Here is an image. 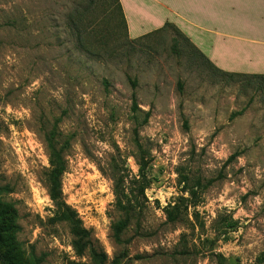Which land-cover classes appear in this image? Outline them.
<instances>
[{
	"label": "rangeland",
	"instance_id": "rangeland-1",
	"mask_svg": "<svg viewBox=\"0 0 264 264\" xmlns=\"http://www.w3.org/2000/svg\"><path fill=\"white\" fill-rule=\"evenodd\" d=\"M111 4L0 0V184L20 253L28 264H101L77 254L56 218L44 139L55 130L69 141L64 199L104 264H264V88L218 73L175 28L132 39L139 32L129 35ZM140 161L147 201L133 184ZM185 178L201 183L196 206ZM118 180L141 212L120 242ZM227 218L236 228L223 234Z\"/></svg>",
	"mask_w": 264,
	"mask_h": 264
},
{
	"label": "crops",
	"instance_id": "crops-1",
	"mask_svg": "<svg viewBox=\"0 0 264 264\" xmlns=\"http://www.w3.org/2000/svg\"><path fill=\"white\" fill-rule=\"evenodd\" d=\"M132 39L174 25L216 68L264 76V0H120Z\"/></svg>",
	"mask_w": 264,
	"mask_h": 264
},
{
	"label": "trees",
	"instance_id": "trees-1",
	"mask_svg": "<svg viewBox=\"0 0 264 264\" xmlns=\"http://www.w3.org/2000/svg\"><path fill=\"white\" fill-rule=\"evenodd\" d=\"M111 3L114 9V13L115 14L118 13L120 17V24L122 28L128 32L127 23L124 17L120 0H111ZM86 11H87L86 8L85 9L83 8V13H85ZM167 27H172L178 30L174 25L168 23L163 28L148 35L159 33ZM178 32L180 31L178 30ZM180 34L182 33L180 32ZM182 36L184 35L182 34ZM184 38L186 41L189 42V40L185 36ZM193 47L196 48L195 46ZM196 50L198 53H200V55L203 58H205L212 66H214L197 48ZM216 71L221 75L230 78L231 80L237 79L242 81H248L247 83L249 84H250L249 82L250 79L256 80L264 88L263 75L228 73L218 68H216ZM133 87L134 88L136 87V81H133ZM132 98L134 101V107H137L135 92L133 93ZM245 110L246 109H243L240 112L234 113L232 115V118L242 115L245 112ZM148 118H149V113H146L143 123H146ZM134 132L135 135L138 136L139 128H135ZM44 139L46 142L47 149L49 151V162H50V168L45 175V184L48 190L49 197L57 209L56 218L58 219V221L65 222L69 225L71 234L73 236V247L78 255H83L85 251L88 250L93 257H96L101 264H104L106 257L104 254L96 252V248L92 240L91 232L87 230L85 227H83V223L81 221L78 212L69 204H67V202L64 199L63 189H62V179L64 174L67 172V167H68L66 154L69 146V141L61 140L60 135L57 134V131L55 130L46 133L44 135ZM136 142L138 144L137 145L138 148H141V145L138 142V140H136ZM139 165H140L139 177L134 179L133 184L139 187V193L142 195L144 200L147 201L146 190L150 188L152 181L151 179H149L146 173L145 166L141 163V161ZM184 180H185L183 181L185 185L184 191L189 192L190 194V198H188L187 201L190 202L192 206H196V203H193V199L197 196L196 187H201V183H198L196 186L189 187V185H187L189 183L188 179L185 178ZM121 182L122 181L119 180L116 181L115 189H114V193L116 196V207L118 208V210H120L123 213L122 214L123 219L113 224L112 226L114 238L116 239L117 242L121 241V235L128 228L130 222L133 219L139 221L141 216V212L138 211V207L133 203L135 200H137V197L135 196V191L131 190L130 196L126 195L121 188ZM7 190L8 189L6 187L0 184V258L6 259V261L9 264H28V261L25 260L23 254L20 253L19 242L16 239V232L18 230V227L15 222L16 209L14 208V205L12 203L7 202L3 199V194ZM123 198L127 199L128 201L124 203ZM164 210L170 222H177L181 217V213L178 211L179 210L178 206L169 205L168 207L164 208ZM234 224L235 223L233 221H230V219L228 218L223 220L222 226L226 228L223 234H228V232H231L233 229H235L236 225ZM177 254L180 257H185L188 256L190 253L184 251L182 253H177ZM29 264H32V262H29Z\"/></svg>",
	"mask_w": 264,
	"mask_h": 264
}]
</instances>
